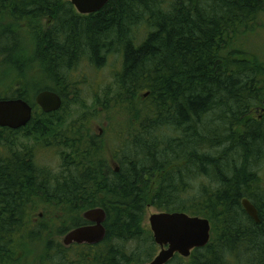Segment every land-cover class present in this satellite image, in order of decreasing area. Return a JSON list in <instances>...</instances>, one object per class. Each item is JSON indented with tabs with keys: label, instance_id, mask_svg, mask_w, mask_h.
Instances as JSON below:
<instances>
[{
	"label": "trees",
	"instance_id": "16d2710c",
	"mask_svg": "<svg viewBox=\"0 0 264 264\" xmlns=\"http://www.w3.org/2000/svg\"><path fill=\"white\" fill-rule=\"evenodd\" d=\"M263 11L264 0H110L84 16L69 0H0V18L31 29L34 37L32 57L14 60L19 36L9 27L0 34L3 58L19 67L18 91L0 100L19 98L34 108L32 121L19 131L61 126L56 117L64 108L44 114L37 94L53 91L64 107L68 91L79 100L76 68L88 59L101 69L113 53L124 58L117 75L121 91L103 111L116 108L127 116L119 122L126 131H114L118 146L110 149L119 172L86 120L61 139L74 152L64 179H50L32 155L0 149V264H20L22 249L41 242L47 249L43 264H75L66 262L73 247L89 252L81 254L82 262L147 264L158 249L142 226L148 205L211 223L206 247L168 264H264V122L246 120L264 105V67L236 49ZM142 29L146 36L139 43ZM19 131L0 129V143L5 133ZM244 199L257 208L260 223L247 215ZM39 207L54 216L40 218ZM98 208L105 211L107 230L100 244L47 243L45 218L59 223L64 235L87 225L83 214Z\"/></svg>",
	"mask_w": 264,
	"mask_h": 264
},
{
	"label": "rangeland",
	"instance_id": "374dc122",
	"mask_svg": "<svg viewBox=\"0 0 264 264\" xmlns=\"http://www.w3.org/2000/svg\"><path fill=\"white\" fill-rule=\"evenodd\" d=\"M45 23L46 20L43 19L42 25ZM17 26L18 23H15V21H5L0 18V34L6 27H9L19 36L16 55L13 53L12 58L14 60H17V57L22 58V60L26 59V57L31 58V54L35 48L33 32L31 29L26 30L24 26ZM256 26L254 31L242 35L239 40L236 41V43L238 42L236 49L245 52V56L248 55L247 57L254 59L255 62H258L264 67V11L257 19ZM145 36L146 30L142 29L136 36L139 43L144 40ZM123 60L122 53H113L101 69H98L88 59L83 60L76 68V80H79L81 83L80 88L83 96L78 100L77 96L73 97L71 92H67L68 96L65 107L63 106L64 109L62 108L63 111H61L59 117H56L57 119H61V126H58V124H48L47 127L45 125L42 127V132L36 129L35 132L27 134L21 131L14 134L5 133L7 137L6 142L0 143V149L4 152H8L7 154L11 156L17 155L25 157L32 155L34 157L33 160L40 169L43 170V173L50 175V179L54 181L64 179L66 176L65 165L74 161V152L72 146L65 145V142L61 139L67 135L72 126L75 125V127H78L87 121V127L102 137L98 140V143L105 147V157L108 158L109 164H111L113 168L119 170L117 161L119 158L116 154L114 155L110 149L113 146L115 148L118 146V139L117 137L115 138L114 131H120L122 129L126 131V127L124 128V125L122 126L121 123L125 122L127 116L123 113L122 115L118 112L116 113V108H113L111 113L103 110L107 109L106 106L111 108L120 94L121 90L119 91L117 75L123 71ZM12 62L11 60L8 62V59L5 60L0 52V96H5V94L10 95L19 89V81L16 82L15 80L16 68L19 69V67ZM31 75L36 76L35 74ZM32 80L36 81L37 78H32ZM29 90L31 89H28L27 93L30 94V99L34 100V95L32 91ZM210 119L215 120L216 117L213 116ZM246 120L258 124L264 122V105L261 106L260 109L250 111ZM54 122L58 121L54 120ZM102 129H105V131H102ZM112 158L115 160V162L112 161L114 163L110 162ZM260 174L264 180V162L261 165ZM38 209L36 214H39L40 218H43V213L53 216L55 214V211L52 209L43 207H39ZM35 211L32 213H35ZM158 213H161V211L157 207L148 205L142 220V226L150 230L149 219L152 215ZM37 220L38 215L35 224L39 223ZM43 223L47 226V229H49L50 240H48L47 243L52 241L53 247H58V245L61 244L63 245L66 234L60 235L58 232L60 228L59 223H52L51 218H45ZM25 242V240H22L17 243L24 244ZM45 250L47 249L43 247V243H38L35 247L30 248V250L24 251L22 249L18 254V260H20V264H43L45 261L44 257L47 256ZM100 250L101 248L98 251ZM83 252L89 254L88 251L73 247L68 252L69 260L65 261L69 263L74 261L75 264H95L94 261H87L88 263L86 261H80ZM159 252L160 248L158 247L155 256H157ZM57 253L59 254L58 251ZM85 259H91V257L85 256Z\"/></svg>",
	"mask_w": 264,
	"mask_h": 264
},
{
	"label": "water",
	"instance_id": "95a60500",
	"mask_svg": "<svg viewBox=\"0 0 264 264\" xmlns=\"http://www.w3.org/2000/svg\"><path fill=\"white\" fill-rule=\"evenodd\" d=\"M78 14L91 15L101 11L110 0H70ZM37 105L46 114L62 108L63 100L56 93L45 91L36 97ZM33 108L23 99L0 100V128L21 129L30 123ZM119 170L116 168V172ZM247 215L260 223L257 208L248 200L242 202ZM83 218L95 223L93 226L77 228L69 232L64 240L65 246L73 244L95 245L106 236L104 222L106 214L102 209L87 211ZM150 229L160 252L149 264H168L176 255L189 258L196 249L206 247L211 240V223L208 219L193 217L185 213L162 212L149 219Z\"/></svg>",
	"mask_w": 264,
	"mask_h": 264
},
{
	"label": "bare ground",
	"instance_id": "6f19581e",
	"mask_svg": "<svg viewBox=\"0 0 264 264\" xmlns=\"http://www.w3.org/2000/svg\"><path fill=\"white\" fill-rule=\"evenodd\" d=\"M45 91H49V90H45ZM45 91H41V92H45ZM41 92H40V93H41ZM50 92H53V91H50ZM53 93H55V92H53ZM56 95H58L59 97H61V96H60L59 94H57V93H56ZM61 98H62V97H61ZM62 100L64 101L63 98H62ZM26 102H27V101H26ZM27 103H29V102H27ZM29 104H30V103H29Z\"/></svg>",
	"mask_w": 264,
	"mask_h": 264
},
{
	"label": "flooded vegetation",
	"instance_id": "af4514ba",
	"mask_svg": "<svg viewBox=\"0 0 264 264\" xmlns=\"http://www.w3.org/2000/svg\"><path fill=\"white\" fill-rule=\"evenodd\" d=\"M104 224H105V222H104ZM103 224V225H104ZM87 225H89V226H92V225H95L94 223H89V224H87ZM82 246H88V245H82ZM91 247H94V246H91Z\"/></svg>",
	"mask_w": 264,
	"mask_h": 264
}]
</instances>
